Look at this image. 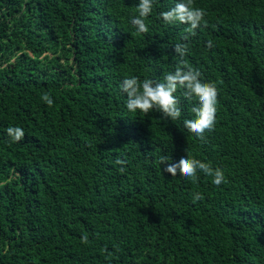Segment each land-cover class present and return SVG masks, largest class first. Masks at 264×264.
I'll return each instance as SVG.
<instances>
[{
	"label": "trees",
	"instance_id": "16d2710c",
	"mask_svg": "<svg viewBox=\"0 0 264 264\" xmlns=\"http://www.w3.org/2000/svg\"><path fill=\"white\" fill-rule=\"evenodd\" d=\"M176 2L154 0L140 34L139 0H0V264H264V0H194L207 27L189 41L160 16ZM178 42L219 89L203 141L183 124L196 98L178 90L173 121L120 89L174 72ZM187 155L226 183L160 163Z\"/></svg>",
	"mask_w": 264,
	"mask_h": 264
},
{
	"label": "clouds",
	"instance_id": "9594fccd",
	"mask_svg": "<svg viewBox=\"0 0 264 264\" xmlns=\"http://www.w3.org/2000/svg\"><path fill=\"white\" fill-rule=\"evenodd\" d=\"M153 9L154 0H139L136 7L138 15L131 19V23L138 33L143 34L149 31L145 19L153 13ZM160 16L166 24L179 23L188 26L185 28V34L181 37L183 41H189L190 37L194 36L196 30L202 25L207 27L206 12L203 8L194 7V0H178L174 7L161 12ZM213 46L211 40L206 44L209 49ZM188 50L187 43L178 42L174 45V52L180 62L175 71L166 73L162 80L148 78L140 80L136 76L125 77L120 84V89L126 94V107L129 112L147 115L156 110L162 113L165 119L173 121L180 119L182 115L180 100L176 96L178 90H183L185 99L196 98L198 104L191 109L193 118L185 119L183 124L187 131L203 141L205 133L215 129L219 89L215 82H205L202 79L201 71L192 67L184 59ZM41 99L49 107L54 104V100L47 92L41 96ZM6 133L12 143L21 142L25 138L24 129L18 126L8 127ZM116 163L123 165L126 162L118 159ZM160 163L167 165L164 171L172 177L179 174V176L189 178L193 183H196L199 180V173H203L205 176L211 177L212 183L216 186L226 183L223 169L213 168L210 162H202L191 155L182 157L177 163L169 162L166 157H161ZM121 171H124V168H121ZM203 199V195L193 194V203ZM81 243L85 245L89 243L87 234L82 236ZM104 251L107 252V249ZM108 255L112 254L108 253Z\"/></svg>",
	"mask_w": 264,
	"mask_h": 264
}]
</instances>
